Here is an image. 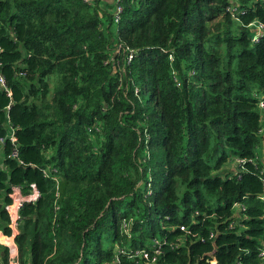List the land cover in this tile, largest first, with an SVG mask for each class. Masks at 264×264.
I'll return each mask as SVG.
<instances>
[{
	"label": "trees",
	"instance_id": "16d2710c",
	"mask_svg": "<svg viewBox=\"0 0 264 264\" xmlns=\"http://www.w3.org/2000/svg\"><path fill=\"white\" fill-rule=\"evenodd\" d=\"M253 21L264 0H0L5 235L12 187L39 192L19 264H264Z\"/></svg>",
	"mask_w": 264,
	"mask_h": 264
},
{
	"label": "built area",
	"instance_id": "2783aa9c",
	"mask_svg": "<svg viewBox=\"0 0 264 264\" xmlns=\"http://www.w3.org/2000/svg\"><path fill=\"white\" fill-rule=\"evenodd\" d=\"M91 1V0H89ZM121 7L116 4L115 9L113 11V18L116 20L118 19V12L120 11ZM251 25H254L257 27V33L259 31H262L264 29V24H260L256 21H253L250 23ZM255 39H257L256 36H254ZM133 53L132 51L128 53L127 56V61H130ZM0 88L1 89H6L5 86V81L2 76H0ZM258 107L263 108L264 107V101L261 98H258ZM11 144L13 145L11 154L12 156H16V138L14 137L13 130L11 129V132L7 136ZM5 141L4 138H0V144L3 146V142ZM11 202L6 205V210L9 215V228H10V234L5 235L1 230H0V249L1 247H6L7 248V254H8V264H19V259H18V247L15 242V236L18 233V223L20 220V214L19 210L24 201H30L34 202L38 197H39V192L36 189V187L31 184V191L28 194H23L22 193V188L20 185H16L12 187L11 190ZM260 198L264 200V193L260 195ZM181 229H184L183 226L180 227ZM154 252H158V249H155ZM138 255H143L144 257H149L148 253L144 250L140 251ZM155 257H152L151 260H154Z\"/></svg>",
	"mask_w": 264,
	"mask_h": 264
},
{
	"label": "rangeland",
	"instance_id": "374dc122",
	"mask_svg": "<svg viewBox=\"0 0 264 264\" xmlns=\"http://www.w3.org/2000/svg\"><path fill=\"white\" fill-rule=\"evenodd\" d=\"M112 11L114 10V7H111ZM109 9V10H111ZM103 21L106 23L107 22V19L105 17L102 18ZM112 28H114V23L112 24ZM51 86H53V83H51ZM255 94H256V97L257 98H261L262 96H264V90H258V91H255ZM6 126H7V123H6ZM11 129L13 130V133H14V128L12 125H9L8 126V132H7V136L9 135V133L11 132ZM3 146L0 144V168L2 167V159H3V156H4V152H3V149L1 150ZM258 152L261 154V150L260 148L257 149ZM236 157L234 156H231L230 159L228 160V162L225 164V167L223 168L224 171L227 170H232L234 166L238 167V165H236Z\"/></svg>",
	"mask_w": 264,
	"mask_h": 264
},
{
	"label": "crops",
	"instance_id": "0c3cea01",
	"mask_svg": "<svg viewBox=\"0 0 264 264\" xmlns=\"http://www.w3.org/2000/svg\"><path fill=\"white\" fill-rule=\"evenodd\" d=\"M104 1V0H103ZM112 1V0H111ZM1 150H2V148H1Z\"/></svg>",
	"mask_w": 264,
	"mask_h": 264
}]
</instances>
